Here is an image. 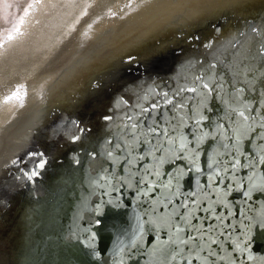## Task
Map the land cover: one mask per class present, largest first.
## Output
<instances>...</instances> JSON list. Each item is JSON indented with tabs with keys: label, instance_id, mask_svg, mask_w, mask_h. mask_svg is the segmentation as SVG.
Here are the masks:
<instances>
[{
	"label": "bare ground",
	"instance_id": "obj_1",
	"mask_svg": "<svg viewBox=\"0 0 264 264\" xmlns=\"http://www.w3.org/2000/svg\"><path fill=\"white\" fill-rule=\"evenodd\" d=\"M254 28L264 30V0H0V264H161L155 229L139 227L147 205L131 190L90 195L73 179L60 209L49 203L29 215L25 201L57 197L47 179L74 150L76 127L109 130L143 96L151 103L150 90H174L203 71L199 62L230 53V42L258 47ZM183 184L192 187L191 179ZM257 197L240 205L249 218L264 214V195ZM250 235L248 251L233 256L264 264L255 220Z\"/></svg>",
	"mask_w": 264,
	"mask_h": 264
},
{
	"label": "snow or ice",
	"instance_id": "obj_2",
	"mask_svg": "<svg viewBox=\"0 0 264 264\" xmlns=\"http://www.w3.org/2000/svg\"><path fill=\"white\" fill-rule=\"evenodd\" d=\"M252 31L261 37L258 47L232 41L230 53L199 62L203 71L190 82L150 90L151 103L145 95L125 112L115 153L107 150L119 169L107 178L108 189L131 190L147 205L139 227L155 229L161 264H238L233 254L248 251L252 220L264 228V214L249 218L240 207L253 192L264 195V30Z\"/></svg>",
	"mask_w": 264,
	"mask_h": 264
},
{
	"label": "water",
	"instance_id": "obj_3",
	"mask_svg": "<svg viewBox=\"0 0 264 264\" xmlns=\"http://www.w3.org/2000/svg\"><path fill=\"white\" fill-rule=\"evenodd\" d=\"M214 107L216 106L214 105ZM76 128L77 129L73 131V145H75L74 150L69 151L66 154V157L60 163L55 165L52 170H50L51 173L53 171L51 175L52 178L49 177L47 179L49 181H47L48 187L51 189L53 188V191L55 190L58 193L57 197H52L48 200L44 199L42 196L36 197L35 195H31L28 199L24 197V201L26 199L25 213L27 212L29 215H37L42 213V210L50 204H56L60 209V205L66 202L70 198L71 194V191L65 187L67 180L70 181L73 179H79L84 183V188L81 189H84L85 192H91L90 195L100 194L108 189L107 178L112 175V171L115 169L117 173L119 172L116 165L109 161L107 157V150L112 149L115 153V141L118 138V134L123 130L122 120H120L116 125L111 126L109 130L103 128L101 132L91 129L87 130L85 127ZM71 136L73 137V135ZM77 137L79 138L77 139ZM108 140H112L113 144H108ZM58 141L59 137L50 141L49 145L55 146ZM93 157L95 158L93 159ZM44 168L47 171V168ZM101 176L106 177V179L102 180ZM46 188L47 187H45V189ZM20 194H22V192ZM77 207L78 204H75L74 202L68 204V207L65 210L66 215L68 217H72L73 214L76 213ZM85 223H80L78 225V229L91 226L90 222ZM98 223H101V221H96L95 224ZM28 250H31V248L27 249V251ZM23 252H26V250L22 251V253Z\"/></svg>",
	"mask_w": 264,
	"mask_h": 264
},
{
	"label": "rangeland",
	"instance_id": "obj_4",
	"mask_svg": "<svg viewBox=\"0 0 264 264\" xmlns=\"http://www.w3.org/2000/svg\"><path fill=\"white\" fill-rule=\"evenodd\" d=\"M12 11H14V8H12Z\"/></svg>",
	"mask_w": 264,
	"mask_h": 264
}]
</instances>
